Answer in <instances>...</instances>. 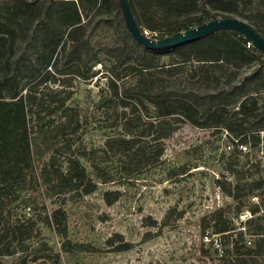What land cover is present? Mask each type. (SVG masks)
Listing matches in <instances>:
<instances>
[{
    "label": "trees",
    "instance_id": "trees-1",
    "mask_svg": "<svg viewBox=\"0 0 264 264\" xmlns=\"http://www.w3.org/2000/svg\"><path fill=\"white\" fill-rule=\"evenodd\" d=\"M129 3L138 27L143 33H152L153 39L227 18L247 22L264 38V0H257L252 12L249 7L254 0H129ZM108 24L115 28L119 38L124 34L138 46L137 57L118 56L117 64L135 59L139 67L131 68L148 75L151 83L147 98L155 106L158 120L156 124L145 125L141 117L135 119L134 110L129 116L124 111L125 129H129L130 135L105 141V152L119 157L127 174L159 163L163 140L177 130L181 121L202 129L225 131L239 152L241 145L247 149L264 145V135L261 140L264 54L253 44L248 46L249 41L240 33L221 31L175 49L149 50L127 31L119 0H0V256L20 254L23 264L29 259L49 264L53 249L37 239L38 219L66 237L67 211L60 206L47 212L45 206L39 207L33 191L41 189L50 199L62 196L77 199L97 190V181L76 153V134L81 125L79 115L67 105L70 93L54 90L47 94L39 87L57 81L53 64L51 69L48 66L59 47L66 53L67 62L84 63L89 38ZM66 33L70 47L63 41ZM38 38L41 41L37 43ZM122 41L125 47L126 40ZM31 48H37L34 62L26 59ZM98 62L95 57L92 65L97 66ZM194 63L197 66L189 73L186 66ZM42 69L43 76L37 78ZM76 73L85 80L93 76ZM184 73L192 80L203 75L207 82L205 89L187 93L169 90L164 85V78ZM109 85L121 107L127 109L129 103L123 97L120 99L118 84L110 80ZM137 94L146 95L138 90ZM138 100L144 106L141 97ZM137 128L142 134L154 132L155 145L148 148L141 144L140 138L132 134ZM152 148L155 150H149ZM95 171L102 183L112 181L102 168L96 167ZM181 174V169L169 171L170 176ZM127 180L125 177L124 182ZM255 189L260 191L256 193ZM248 194L259 197L260 204L248 210L252 216L239 225L222 208L214 211L210 235L227 238L231 246L223 250L224 264H264V179L253 181ZM17 203L33 204L32 214L17 217L12 211ZM203 230L209 235L206 227ZM247 232L254 237L251 245L244 238ZM67 246L68 242L64 243L63 250L71 257L79 254V248L70 251Z\"/></svg>",
    "mask_w": 264,
    "mask_h": 264
},
{
    "label": "rangeland",
    "instance_id": "rangeland-1",
    "mask_svg": "<svg viewBox=\"0 0 264 264\" xmlns=\"http://www.w3.org/2000/svg\"><path fill=\"white\" fill-rule=\"evenodd\" d=\"M256 5L257 0H254L249 7L251 12ZM145 33L153 37L152 33ZM122 39L126 40L125 47ZM38 41L41 40L38 38ZM63 41L70 47L68 33L64 34ZM88 47L89 52L83 53L86 56L81 64L67 62L66 53L62 46L59 47L48 66L51 69L53 64L52 72L57 81H48L39 87L47 94L54 90L70 93L67 105L79 115L81 125L76 134V153L97 181L96 191L77 199L70 196L50 199L41 189L32 192L39 207L45 206L47 212L61 206L68 214L66 237L38 219L40 234L37 239L47 242L53 249L49 264H224L218 249L231 246L227 238L210 235L214 211L222 208L236 225L250 218L248 210L260 203V199H253L248 193L253 181L264 179L263 143L239 152L225 131L202 129L181 121L177 130L163 140L159 163L127 174L120 158L106 153L104 144L109 138L130 135L129 129H125L124 111L129 116L134 110L135 119L141 117L145 125L158 122L156 108L147 98L151 82L140 69L131 68L139 67L135 59L117 64L118 56L137 57L138 46L124 34L119 38L110 24L100 27L89 38ZM36 49L31 48L27 61L34 62L38 54ZM95 57L99 61L97 66L92 65ZM193 66H197L196 63L186 66L189 73ZM78 71L93 76L85 80L77 76ZM188 75L164 78L163 83L172 91L202 92L207 85L204 76L200 74L192 80ZM42 76L43 69L37 78ZM110 80L118 84L120 99L128 101L127 109L113 96ZM137 90L146 95L137 94ZM132 134L148 148L155 145L154 132L142 134L137 128ZM263 135L261 132V140ZM96 167L102 168L112 181L102 183L96 176ZM178 169L183 174L169 175V171ZM125 177L128 182H124ZM253 191L257 193L260 189ZM28 205L33 208V204ZM12 207L14 214L22 217L27 205L18 206L17 203ZM244 238L254 239L249 232ZM66 242L70 251L79 248V254L71 257L65 252L63 244ZM0 264H23V261L20 254L0 256ZM24 264L38 263L29 259Z\"/></svg>",
    "mask_w": 264,
    "mask_h": 264
},
{
    "label": "water",
    "instance_id": "water-1",
    "mask_svg": "<svg viewBox=\"0 0 264 264\" xmlns=\"http://www.w3.org/2000/svg\"><path fill=\"white\" fill-rule=\"evenodd\" d=\"M127 31L141 46L149 50L175 49L179 46L198 41L213 33L235 31L244 36L255 48L264 54V38H262L247 22L237 18L216 19L196 28L180 32L163 39H153L143 33L132 13L129 0H119Z\"/></svg>",
    "mask_w": 264,
    "mask_h": 264
},
{
    "label": "built area",
    "instance_id": "built-area-1",
    "mask_svg": "<svg viewBox=\"0 0 264 264\" xmlns=\"http://www.w3.org/2000/svg\"><path fill=\"white\" fill-rule=\"evenodd\" d=\"M248 46H251V42L248 43ZM239 148H241V150H243L244 152L248 150L247 147H244L242 145ZM252 198L255 199V200H257V201H259V197H257V196H254ZM258 204H260V203H258ZM31 208H32L31 206H27L26 207V210L24 211V213L27 216H30L32 214ZM248 214L250 215V217L252 216L249 211H248ZM241 221H245V220H241ZM246 244L247 245H251L252 244V239L251 238H246ZM217 246H220V245H217ZM218 251H219V255L222 257V255H223V249L219 248Z\"/></svg>",
    "mask_w": 264,
    "mask_h": 264
}]
</instances>
